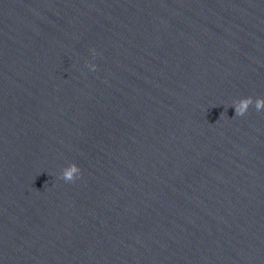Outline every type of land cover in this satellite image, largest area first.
<instances>
[{"label": "water", "instance_id": "1", "mask_svg": "<svg viewBox=\"0 0 264 264\" xmlns=\"http://www.w3.org/2000/svg\"><path fill=\"white\" fill-rule=\"evenodd\" d=\"M249 96L264 0H0V264H264Z\"/></svg>", "mask_w": 264, "mask_h": 264}, {"label": "clouds", "instance_id": "2", "mask_svg": "<svg viewBox=\"0 0 264 264\" xmlns=\"http://www.w3.org/2000/svg\"><path fill=\"white\" fill-rule=\"evenodd\" d=\"M92 67L95 68V65H92ZM253 103L257 111L264 110V98H257L253 101L251 96L244 97L235 105L236 116H243ZM80 171V168L75 163H72L63 169L61 178L65 182H75L79 178Z\"/></svg>", "mask_w": 264, "mask_h": 264}]
</instances>
